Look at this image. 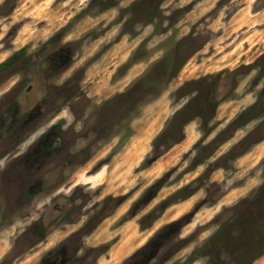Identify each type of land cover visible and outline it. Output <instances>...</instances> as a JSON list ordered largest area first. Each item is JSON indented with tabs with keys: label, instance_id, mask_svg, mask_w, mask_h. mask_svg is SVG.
Masks as SVG:
<instances>
[{
	"label": "rangeland",
	"instance_id": "374dc122",
	"mask_svg": "<svg viewBox=\"0 0 264 264\" xmlns=\"http://www.w3.org/2000/svg\"><path fill=\"white\" fill-rule=\"evenodd\" d=\"M5 2L0 64L17 63L0 73V114L42 127L13 153L23 167L0 162V264H37L78 233L94 264H236L239 243L201 248L264 212V0ZM43 216L57 225L39 244Z\"/></svg>",
	"mask_w": 264,
	"mask_h": 264
},
{
	"label": "flooded vegetation",
	"instance_id": "af4514ba",
	"mask_svg": "<svg viewBox=\"0 0 264 264\" xmlns=\"http://www.w3.org/2000/svg\"><path fill=\"white\" fill-rule=\"evenodd\" d=\"M40 108L38 107V110ZM37 112H33L30 114L29 118L25 119V121H21L22 117L15 116L11 121H9L8 117H6L5 111H2L0 114V162L2 160L8 159L13 160V167L18 168L23 167L26 164L25 160L20 159V155L15 158L13 153L17 151V149H21L23 143H25L26 138L33 133V127L35 125L39 126L37 129H41L38 123V118L35 117ZM34 118V119H33ZM33 119V120H32ZM36 129V130H37ZM35 130V131H36ZM25 139V141H24ZM54 139H50L48 135L46 137L39 138L36 143L31 145L30 149L33 147V151L35 155H37V160L45 158L46 156L52 155L54 151ZM37 144V145H35ZM29 150V149H28ZM16 160V162H15ZM31 160V158H30ZM16 166V167H15ZM67 214V213H66ZM71 214V211H70ZM69 219V218H68ZM67 219V220H68ZM57 217L53 216L50 218L41 217L36 223V227L33 229V241L37 240L40 243H43L45 239H47L49 232L48 226H56L57 225ZM77 237H80V234H71L67 237V239L60 241L58 245L46 251L42 257L40 258L37 264H94L98 259L93 255L96 249H92L91 251H84V245L81 243H77ZM32 242V241H31ZM37 244V246L39 245ZM32 248H29L26 252L30 251ZM91 252V253H90ZM24 254V253H23Z\"/></svg>",
	"mask_w": 264,
	"mask_h": 264
},
{
	"label": "trees",
	"instance_id": "16d2710c",
	"mask_svg": "<svg viewBox=\"0 0 264 264\" xmlns=\"http://www.w3.org/2000/svg\"><path fill=\"white\" fill-rule=\"evenodd\" d=\"M11 0H6L5 5H9ZM138 4V3H136ZM264 59V57H263ZM17 63L16 58H10L7 61L0 64V73L6 72ZM235 72H231V76L235 75ZM214 87V86H213ZM203 91L196 101L197 106L200 108V112L203 113L207 108H210L212 104H218L214 99V88ZM216 110V108H215ZM259 104L250 106L247 108L234 122L235 125L243 126L248 123V120H253L258 116ZM249 139L246 138L244 141ZM257 202L264 201V185L259 189L258 194L255 197ZM250 213H244L242 216L236 217L228 226L223 227L219 233L213 236L201 250H209L211 248L217 249L218 253L226 245L230 243L240 245L239 254L236 258V264H253L258 258L264 255V212L255 220L249 217ZM259 219V220H258ZM256 221L259 222V226L256 227ZM240 230L239 236L235 235V229ZM230 242V243H229ZM245 247V248H244ZM248 247V248H247ZM200 250V251H201ZM256 252L253 255V252Z\"/></svg>",
	"mask_w": 264,
	"mask_h": 264
},
{
	"label": "bare ground",
	"instance_id": "6f19581e",
	"mask_svg": "<svg viewBox=\"0 0 264 264\" xmlns=\"http://www.w3.org/2000/svg\"><path fill=\"white\" fill-rule=\"evenodd\" d=\"M117 252H118V251H117ZM119 253H120V251H119ZM119 253H118V254H119ZM123 253H124V252H123ZM124 254H125V253H124ZM120 255H121V254H120ZM122 255H123V254H122Z\"/></svg>",
	"mask_w": 264,
	"mask_h": 264
},
{
	"label": "crops",
	"instance_id": "0c3cea01",
	"mask_svg": "<svg viewBox=\"0 0 264 264\" xmlns=\"http://www.w3.org/2000/svg\"><path fill=\"white\" fill-rule=\"evenodd\" d=\"M256 14H259V13H256ZM261 14H264V13H261Z\"/></svg>",
	"mask_w": 264,
	"mask_h": 264
}]
</instances>
